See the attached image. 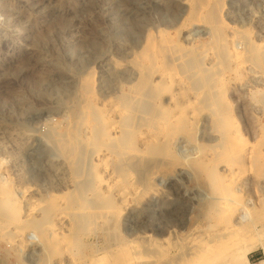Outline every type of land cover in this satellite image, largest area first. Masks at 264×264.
<instances>
[{
    "label": "rangeland",
    "instance_id": "374dc122",
    "mask_svg": "<svg viewBox=\"0 0 264 264\" xmlns=\"http://www.w3.org/2000/svg\"><path fill=\"white\" fill-rule=\"evenodd\" d=\"M185 1L0 0V180L13 183L20 190L31 189V199L34 197L32 200L42 205L53 196L67 198L66 192L70 195L76 189L79 178L50 140V126L62 121L78 104L80 82L90 72L94 73L98 103L117 102L121 91L130 82H136L137 70L131 66V60L142 51L148 33L156 36L160 30L170 31L171 39L178 41L175 29L186 16ZM222 1L224 19L229 26L227 33L237 39L232 49L240 57L233 60L230 69L214 51L199 48V42L212 37L204 22H195L181 40L187 45L190 40V45L197 43V49L192 53L194 56L183 59L199 57L202 61L190 63L188 66L193 67L186 68L185 73L181 70L183 59L173 61L171 66L158 63L162 70L165 66L171 69L170 84L174 85L163 92L160 102L171 110L173 118L186 122L176 125L181 132L173 144L167 145L169 150L165 154L154 148L157 139L151 130L141 128L145 135L138 139L139 151L127 156L128 173L121 182L132 195L126 201L127 206L122 205L119 217L109 213L98 217L97 223H75L69 214L59 212L56 223H43L48 213L41 211L40 217L22 224H27L26 243L15 245L8 230L1 229L0 264H161L185 253L189 240L186 234L197 238L204 234L213 239L225 228L228 232L229 227L230 231L245 228L244 231L257 233L248 257L254 264L264 259V189L259 190L257 186L264 182V174L259 172V166L250 161L235 165L236 183L232 192L236 197L232 199L236 202L231 199L234 194L231 193L222 205L233 210L226 222L218 226L215 218L208 217L211 186H208L204 163L214 156L215 142L207 138H218L220 134L215 130L214 107L207 108L201 99L210 93V88L202 85L201 74H196L199 68L211 64L216 67V62L219 67L225 66L219 74L224 81L220 89L224 95L219 101L225 100L222 102L230 104L232 110V123L228 127L236 141L233 152L248 148L256 154L264 153V138L261 139L264 137V66L253 60L254 54L245 48V39L237 35L247 33L264 52V0ZM185 37L186 40L189 37V43ZM161 68L154 76L156 82L161 80ZM188 102L196 105L192 107ZM57 130L62 132L61 128ZM234 130L238 132L232 135ZM230 200L235 207L234 203L229 204ZM165 212L173 215L170 222ZM239 217L243 222L235 223L240 221ZM38 226H50L58 236L49 238ZM249 239L250 236L245 241ZM158 246L166 251L163 258L155 261L151 253Z\"/></svg>",
    "mask_w": 264,
    "mask_h": 264
},
{
    "label": "bare ground",
    "instance_id": "6f19581e",
    "mask_svg": "<svg viewBox=\"0 0 264 264\" xmlns=\"http://www.w3.org/2000/svg\"><path fill=\"white\" fill-rule=\"evenodd\" d=\"M183 4L187 5L186 16L182 23L177 26L176 29L174 28L177 37L179 36L178 41L171 39V34L169 33L170 31L167 32L166 30H160L158 35L156 36L152 33H148L142 51L136 54V56H134V59L131 60V66H133V68L137 70L136 82H130L132 84H129V86L125 85L127 89L124 88L125 90L121 91L120 96H122L117 102L108 101L104 103L103 101H101L103 103L102 105L101 103H98L99 101H97L95 97V92L97 91H95L94 86V73L90 72L85 78H83L82 82H80L81 86L79 87V101L76 100L78 104L73 107L70 114H68L62 121H60L56 125L50 126V140L57 146L58 150L61 152V155H63L62 157H64L65 161L68 163V167L70 165L73 173L79 178L76 184L77 186L74 187V189H76L74 191L72 190L73 192H71V194L69 193L70 195H67L66 192L65 195L68 196L67 198H63L61 196H53L46 201L43 200V202L45 201V203H43L45 205H42V202L40 203L34 201L35 199L32 200L34 197L31 199V197L29 196V192L31 191V189H23L22 187V190H20L18 189V187L13 185V183H6L0 180V231L1 229L8 230L7 232H9L8 234L11 236V241L15 243V245L26 243L24 242V240L27 241L25 235L28 232L25 226L28 224L27 222H30V220H35L37 217H40L38 214H40L41 211H47L48 213L47 217H44L45 220L43 221V223H56L55 217L57 216V214H59V212H66L67 214H69L70 217L75 221V223H97L98 221H96V219L98 217H105L109 213H113L116 216L118 215L117 217H119V214L121 213L123 208L127 206L126 201L128 200L129 196L132 195L129 189L127 190L122 187L121 182L122 179H124V177L128 173L127 156L129 154L131 155L132 153H135L136 151H139L137 145L138 139H140L142 135H145L141 128L148 127V129L151 130V133H153V135L157 139V145H155L156 147L154 148L157 149V152H159L160 154H165L169 150L167 149V147L170 146V144L174 143L175 136L177 137L178 132H181V130H179L176 125L181 123L184 124L183 122H186L183 121L184 119L181 120L173 118L170 112L171 110H169V108L164 103L160 102L161 96H163V92L169 89V87H171V74L169 72V70L171 69H168V67L166 68L165 66L167 70L165 68V70H162V68L160 67V82H156V79L154 80V76L156 72L160 70V68H158V63L159 65L161 63L162 66L163 64L171 66L173 61H177L183 58L185 59V57L187 59L189 55L194 56L195 53H192L197 49L196 47L198 44L193 43L190 45L192 41L190 40V43L189 41L187 42L189 37L187 38V40L186 37L184 38L186 43H189V45L185 44V42L181 40V37L186 34V29L189 26H194V24L196 23L204 22V24L209 27L211 33L210 37L212 38H207L206 40L204 39L205 41H201V43L198 41L200 44L199 48L202 47L203 50H212V52L214 51V53L218 55V58L221 57V60L224 59L223 64L227 63V68H232L231 63L234 62L233 60L239 56V52L237 50L232 49L233 44L237 39L230 38L227 33V31H229V26L227 25L224 19L225 17L223 15V1L186 0ZM237 35H241V38L245 39V48L248 47L247 51H249V53H252V55L254 54V56L252 57L253 60L256 63L264 66V52L263 50H260L261 47L258 48V44L256 43L257 41L254 42L251 40V38L249 39V35H247V33H238ZM212 52L210 51V53ZM189 58L187 61L183 59L184 63L182 64L183 68L181 70H183L184 73L187 71L186 68L190 70V67L192 66H188L190 65V63L193 64L196 63L198 59L200 60L199 57L198 59ZM201 61L202 60H200V62ZM181 62L182 61H180V65ZM216 63H214L216 67H211V64L210 67L199 68L198 73L196 74H201L200 79L202 77V85H204V87L208 86L210 88V93L208 91L207 93L209 94H206L207 96L202 97L201 99L207 108L214 107L213 111H211L216 116L217 127L215 130L218 132V134H220V137L218 138H207L209 141L215 142V145H213L215 147V152L214 156L210 158L209 161L204 163V170L208 180L207 182H209L208 186H211L209 196L211 197L212 202H210L209 200L210 204L208 208V217L215 218L217 221L215 223V226H218L220 225V223L226 222V218L229 216V213L233 210H229L230 206H227L229 208H223L222 205L225 204L224 202H226L223 201V199L227 195L230 196L231 193H234L232 192L234 191L233 183H236V172L234 166L243 165L247 161H250L253 164L259 166V172H262V174H264V153H253L252 151H254V149H251V153L249 150H247L248 148L243 150L239 149L238 152H236L235 150V152H233L236 141L235 138H232L230 136L231 132L228 127V125H230L229 123H232V110L230 111L231 108L229 109L230 104H224L225 102H222L225 100L219 101L221 97L223 99L224 95L220 90L223 86L224 81L222 80V78H219V74L221 73L220 71L222 69L224 71L225 66L219 67V65L217 66ZM221 63L222 61L220 62V64ZM171 68L173 70V67ZM177 69L179 68H176V70ZM181 70L180 72H178L181 73ZM195 76L197 77L198 75ZM173 86L174 85L172 84V88ZM201 87L204 88L203 86ZM191 88H194V86H191ZM197 88L198 84L196 89ZM170 94H172V92H170ZM190 104L189 105L192 106V103ZM194 105H196V103L193 104V106ZM181 110H185V108H182ZM180 113H183V111ZM191 115L190 117H192ZM190 125L192 124L190 123ZM178 127L180 128V125H178ZM58 128L62 129L61 133L57 132ZM187 128L188 127H186V129L184 130H187ZM235 130L232 135L235 134V132L239 131L238 127V131ZM239 134H241L240 131ZM263 138L264 137H262L261 139L263 140ZM263 142L262 144H264ZM148 143L150 142H147V144ZM244 148H246V146ZM143 149L144 148L140 149L141 152L144 151ZM205 156L206 154L203 156V158ZM58 168L56 169L58 170ZM254 168L256 167L254 166ZM236 169L238 170V168ZM240 171L242 172V169ZM57 174L59 173H56V175ZM61 175L60 178H63L64 175ZM146 178L148 179V177ZM236 180L238 181V179ZM257 186L258 189H264V182L262 181L258 183ZM137 191L139 190L137 189ZM234 195L235 193L230 196L231 199ZM118 199L122 201H120L121 204L119 203V201L117 202ZM232 200H230L229 204H233L234 202H236L234 200V202H232ZM237 202H239V200ZM233 207H235V203ZM100 210L101 212H99ZM166 214L167 221L170 222L172 220L173 215L171 213ZM42 216L44 215H41V217ZM239 218L240 221H235V223L243 222H241L242 217ZM33 222L35 223V221ZM40 222L41 221L37 220V223ZM23 223L27 224H24L23 226ZM209 226L213 227L212 224ZM222 228H224V226ZM38 229L40 231L46 232V235L49 238L58 236L55 229L50 228V226H38ZM226 229L227 228H225V231ZM243 229L240 231H230L229 227L228 232H218L216 234V237L213 239L209 238L207 235L206 237L204 234L200 235V237L197 238L193 234L190 235L191 233H189V231L187 232L189 233V235L186 234V237H188L189 240L187 241L188 245H186L185 253L182 256L180 255V257L178 258H173L170 260L168 259V261H165L161 264H254L250 261L248 253L249 249L254 247L255 242H253V240L258 234L250 230L244 231ZM48 230L49 232H47ZM207 234H209V232ZM39 236L41 235L39 234ZM249 236L250 239L245 241V239ZM53 243L56 244V242ZM71 245H73V243ZM155 248L154 251H152L153 253H150L152 254L151 257L155 261H158L159 259L164 257L166 250H162V248L159 246ZM258 264H264V259H262Z\"/></svg>",
    "mask_w": 264,
    "mask_h": 264
}]
</instances>
